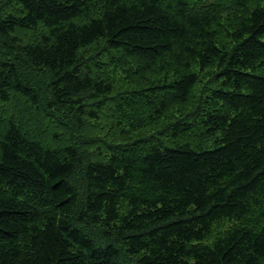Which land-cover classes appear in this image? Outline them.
Instances as JSON below:
<instances>
[{
  "label": "trees",
  "instance_id": "1",
  "mask_svg": "<svg viewBox=\"0 0 264 264\" xmlns=\"http://www.w3.org/2000/svg\"><path fill=\"white\" fill-rule=\"evenodd\" d=\"M0 264H264V0H0Z\"/></svg>",
  "mask_w": 264,
  "mask_h": 264
}]
</instances>
